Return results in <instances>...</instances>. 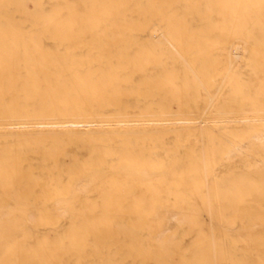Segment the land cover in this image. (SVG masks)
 Segmentation results:
<instances>
[{
    "label": "bare ground",
    "instance_id": "obj_1",
    "mask_svg": "<svg viewBox=\"0 0 264 264\" xmlns=\"http://www.w3.org/2000/svg\"><path fill=\"white\" fill-rule=\"evenodd\" d=\"M0 264H264V0H0Z\"/></svg>",
    "mask_w": 264,
    "mask_h": 264
}]
</instances>
